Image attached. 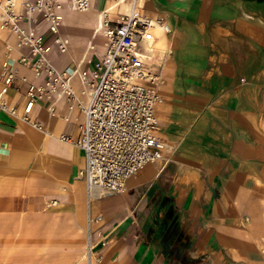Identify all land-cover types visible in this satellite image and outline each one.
<instances>
[{
  "label": "crops",
  "instance_id": "1",
  "mask_svg": "<svg viewBox=\"0 0 264 264\" xmlns=\"http://www.w3.org/2000/svg\"><path fill=\"white\" fill-rule=\"evenodd\" d=\"M146 8L170 28H156V48L168 52L157 105L162 159L122 194L90 202L79 176L84 151L60 139L79 134L80 111L55 96L52 113L51 101L39 100L40 130L0 109V233L65 223L76 249L70 264H264V0H147ZM130 9V1L93 0L91 11L63 10L69 49L54 43L49 57L59 69L76 68L78 92L77 74H92L105 51L104 13L115 20ZM37 27L48 35L44 21ZM16 43L0 29V60ZM22 54L27 46L9 53L11 65L43 84L47 76L35 79ZM1 76L0 68V87ZM17 84L6 95L13 104L28 87ZM90 215L102 220L90 226ZM31 243L22 238L23 247Z\"/></svg>",
  "mask_w": 264,
  "mask_h": 264
},
{
  "label": "built area",
  "instance_id": "2",
  "mask_svg": "<svg viewBox=\"0 0 264 264\" xmlns=\"http://www.w3.org/2000/svg\"><path fill=\"white\" fill-rule=\"evenodd\" d=\"M130 1L131 9L113 19L107 14L102 28L105 37L103 56L94 63L92 74L78 73L82 88L78 92L72 83L77 70L73 66L59 69L50 59L53 44L62 52L68 41L62 35L63 10L69 4L85 10L93 0H0V26L17 35L16 45L6 44L7 58L0 60L2 70L0 109L11 116L44 130L41 121L33 117L36 103L52 97L65 98L70 111L79 110L82 120L79 134H62L60 139L83 149L85 164L79 176L85 179L90 202L124 192L128 180L147 164L162 159L163 143L157 138L159 123L157 105L162 99L161 86L168 52L156 48L157 24L170 28L162 17L152 16L147 0ZM44 21L48 35L37 25ZM27 46L20 62L27 64L35 79L47 76L35 85L20 69L11 65L15 48ZM28 84L24 101L13 104L6 95L20 90L17 81ZM81 95L87 97L85 102ZM55 101L49 108L53 113ZM67 120L71 119L68 115ZM102 216L90 215V226ZM90 255L93 245H89Z\"/></svg>",
  "mask_w": 264,
  "mask_h": 264
},
{
  "label": "rangeland",
  "instance_id": "3",
  "mask_svg": "<svg viewBox=\"0 0 264 264\" xmlns=\"http://www.w3.org/2000/svg\"><path fill=\"white\" fill-rule=\"evenodd\" d=\"M39 225L43 227V231H37V223L32 222L25 227L23 232L15 234L1 232L0 264H70L73 261L72 251L76 250L70 246L72 237H74L71 229L66 227L65 223L62 225L63 227H59L57 230L53 224L48 225V223L42 222ZM14 228L19 230L22 227L15 226ZM23 237L32 239L29 247H23ZM21 248L28 250V253L22 254ZM88 249L86 245L83 253L85 259H88L86 253Z\"/></svg>",
  "mask_w": 264,
  "mask_h": 264
},
{
  "label": "bare ground",
  "instance_id": "4",
  "mask_svg": "<svg viewBox=\"0 0 264 264\" xmlns=\"http://www.w3.org/2000/svg\"><path fill=\"white\" fill-rule=\"evenodd\" d=\"M69 0H67L66 2H68ZM122 2H125V1H122ZM126 4V3H125ZM128 6V5H127ZM66 8H68V9H72V10H78V11H91V7H89L88 9H85V10H81V9H78V8H76V7H74L73 5H67L66 6ZM65 8V9H66ZM99 10V9H98ZM107 14H110L109 12H105L104 13V22H105V19H106V16H107ZM63 19H64V15H63ZM100 20V19H99ZM98 22V21H97ZM103 23V22H102ZM62 25H63V23H62ZM156 28H160L164 33H167L168 31H165V29L163 28V26H161L160 24H157L156 25V27H155V29H154V31H155V33H156ZM0 29H1V26H0ZM68 41V40H67ZM68 49H69V44H68V46H67V49L64 51V52H66V51H68ZM167 58H168V56L166 57V60H167ZM165 63H166V61H165ZM164 66H165V64H164ZM164 69V68H163ZM162 77H163V73H162ZM87 255H89V251L87 252Z\"/></svg>",
  "mask_w": 264,
  "mask_h": 264
}]
</instances>
